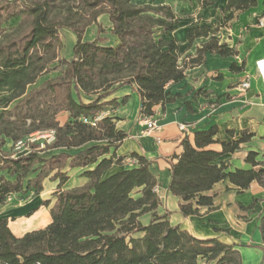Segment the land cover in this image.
<instances>
[{"label": "trees", "instance_id": "1", "mask_svg": "<svg viewBox=\"0 0 264 264\" xmlns=\"http://www.w3.org/2000/svg\"><path fill=\"white\" fill-rule=\"evenodd\" d=\"M132 1L0 0V205L10 194L19 198L39 194L47 178L58 180L53 199L44 201L52 219L47 227L17 237L7 219L0 218V264H88L87 256L100 257L109 247L121 252L117 246L127 239L125 255L97 264H242L234 246L217 238L199 239L173 225L169 211L158 212L159 183L146 157L132 153L133 167L111 172L126 159L116 150L128 137L112 116L105 115L96 126L85 121L115 104L105 99L118 84L138 91L141 119L154 116L155 106L175 100L167 86L183 80L188 66L199 63L208 51L235 54L219 43L211 28L193 26L188 30L189 44L212 36L196 57L181 62L176 40L167 38L179 25L172 8ZM256 5L257 0H227L224 22ZM102 14H108L113 25L114 46L101 45L99 36L83 39L90 25L103 32L98 22ZM64 28L77 38L69 60L60 55ZM53 69L61 74L29 88ZM82 93L94 99L84 102ZM47 129H55L56 137L46 149L62 150L49 158L39 150L13 157L4 149L9 140L15 143ZM218 131L215 125L197 130L193 143L185 137L182 153L170 162L169 190L180 197L183 216L213 208L208 192L220 182L229 181L239 190L252 182L264 185V160H258L256 151L247 154L250 169L231 171L226 163H216L221 154L236 151L254 134L245 131L226 142L217 138ZM215 143L223 150L212 149ZM71 149L81 150L72 155L67 152ZM93 165L83 173L89 179L86 185L62 189L69 179L64 169ZM145 214L151 216L147 225L140 220Z\"/></svg>", "mask_w": 264, "mask_h": 264}, {"label": "crops", "instance_id": "2", "mask_svg": "<svg viewBox=\"0 0 264 264\" xmlns=\"http://www.w3.org/2000/svg\"><path fill=\"white\" fill-rule=\"evenodd\" d=\"M202 1L133 0L132 2L139 6L153 4L168 5L172 8L179 19V25L167 38L176 40L180 61L183 62L196 57L197 50L209 40V37H199L191 44L188 41V30L194 24L192 20L186 18L188 15L196 17L203 13ZM223 1L227 3V0ZM261 16H264V0H257L256 6L245 11H237L234 18L227 22V30L232 36L231 44L227 46L234 49L235 54L222 56L208 51L199 63L187 67L183 80L167 86V90L176 95V98L164 106L154 107V116L161 126L160 143L156 140L157 134L146 132V125L140 117L141 98L132 85H116L105 99L115 101L114 105L106 106L105 112L114 118L119 130L128 134L116 150L118 156H125L126 159L123 165H114L111 172L122 167H133L135 163L130 158L132 153L146 157L159 183L158 194L162 205L158 212L169 211L173 225H179L199 239L217 238L225 244L234 246L240 253L242 264H264V185L252 182L247 189L239 190L229 181L220 182L208 192L209 195H213V208L203 207L199 215L183 216L179 207L180 197L169 190L170 162L175 155L182 153V141L185 137L193 143L195 131L206 130L214 125L218 127L217 138L220 141L236 140L245 131L254 134L236 151L221 154L216 163H226L231 171L250 169L252 165L246 162L250 151L258 152V160H264V88L254 75L255 61L264 57V26L258 24ZM98 22L103 32L99 34L96 24L90 25L84 33V41H93L99 36L101 45L114 46L117 39L112 32L113 25L109 15H100ZM64 32L74 34L70 29L64 28L60 31L61 38ZM74 37L72 43L75 45L77 41L75 34ZM60 55L61 58L68 60L73 58V54L64 56V44ZM232 64L243 65L244 68L242 71L232 70ZM60 74V70L49 72L40 77V84L35 83L29 88L38 87L46 80L54 79ZM248 75H251V86L243 90L240 83ZM82 99L84 102H90L94 96L82 93ZM183 122L191 128L189 134L180 130L179 124ZM210 147L217 151L223 150L221 143H215ZM80 150L71 149L67 152L74 155ZM61 151L49 150L43 157L49 158ZM93 167L94 165L64 169L69 179L62 189L86 185L89 179L83 176V173ZM43 184L44 189L39 194H30L25 198L10 194L0 205V218L7 219L9 228L17 237L45 228L52 221L49 207L44 201L53 199L58 180L47 178ZM150 218V214H145L140 220L147 225ZM127 240L117 246V248L122 247L121 252L109 247L100 257L87 256L86 262L105 263L119 258L120 254L125 255Z\"/></svg>", "mask_w": 264, "mask_h": 264}, {"label": "built area", "instance_id": "3", "mask_svg": "<svg viewBox=\"0 0 264 264\" xmlns=\"http://www.w3.org/2000/svg\"><path fill=\"white\" fill-rule=\"evenodd\" d=\"M258 24L260 26H264V16L259 17L258 19ZM255 77L259 79L261 82V85L264 88V57H261L255 61ZM250 78L251 75H248L245 80H243L240 83V87L243 90H246L250 88L251 83H250ZM107 112H103L99 114L96 118L94 119H85L86 122L90 123L92 126H96L97 122L101 120L102 117L107 115ZM142 121L146 125V132L147 133H155L157 134L156 140L157 142H161L162 138L159 135L161 132V126L158 124L157 119L155 116H150L147 118H143ZM180 130L185 133L189 134L191 128L187 123H180L179 124ZM56 137V131L55 129H47V130H42L38 131L36 133L30 134L26 139H21L15 142V153L12 155L13 157L19 156V155H24V154H29L32 150H41L47 148L50 144H52L55 141ZM134 163L136 162L135 160H132ZM203 264V263H202ZM206 264V263H204Z\"/></svg>", "mask_w": 264, "mask_h": 264}, {"label": "rangeland", "instance_id": "4", "mask_svg": "<svg viewBox=\"0 0 264 264\" xmlns=\"http://www.w3.org/2000/svg\"><path fill=\"white\" fill-rule=\"evenodd\" d=\"M203 13H200L198 16H189L186 18L187 20H192L194 26L198 27H209L211 28L212 32H214L217 40L220 44H231L232 36H230L228 30H227V22H224L225 12H223L224 7L226 5L225 1L223 0H203ZM191 14V13H189ZM197 20V21H195ZM17 21H11L10 24H14ZM212 36V33L209 34V40ZM74 37V34L72 32H64L62 35L63 44H64V56L68 57L69 55L73 54V47L74 44L72 43ZM208 40V41H209ZM242 62V61H241ZM59 69H53V71H58ZM41 79L39 78L36 84H40ZM1 96V95H0ZM14 104L10 105L9 108H12ZM3 110V107L0 106V112ZM40 131V130H39ZM38 131H35L33 133H36ZM32 134V133H31ZM15 143H13L11 140L8 141V143L4 146L5 150H8L12 154L15 153ZM40 154L42 156H45L48 154L46 148L39 150ZM93 264V263H91ZM97 264V263H96Z\"/></svg>", "mask_w": 264, "mask_h": 264}]
</instances>
